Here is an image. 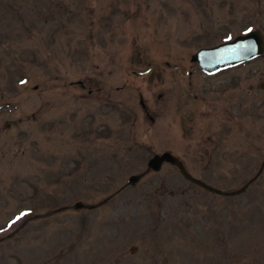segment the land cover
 <instances>
[{
    "label": "rangeland",
    "instance_id": "rangeland-1",
    "mask_svg": "<svg viewBox=\"0 0 264 264\" xmlns=\"http://www.w3.org/2000/svg\"><path fill=\"white\" fill-rule=\"evenodd\" d=\"M249 29L264 0H0V264H264V55L191 62ZM164 152L250 185L166 164L127 186Z\"/></svg>",
    "mask_w": 264,
    "mask_h": 264
},
{
    "label": "water",
    "instance_id": "water-1",
    "mask_svg": "<svg viewBox=\"0 0 264 264\" xmlns=\"http://www.w3.org/2000/svg\"><path fill=\"white\" fill-rule=\"evenodd\" d=\"M264 55V34L261 30H254L244 35H239L234 39L225 41L213 47L202 48L197 51L192 57L191 62L196 63L199 67L208 74H215L223 70L231 69L233 67L242 65L244 63L253 61ZM142 105L145 107L143 99ZM165 164L176 167L180 173L188 181L204 187L210 191L218 194L235 196L243 193L250 184L239 192L224 193L216 190L201 180L193 178L187 171L185 164L171 152H164L162 154H155L147 164V170L139 175H133L129 178L127 186L136 185L141 179L148 175L151 171L155 173L160 172ZM260 173L257 177H259ZM256 177V178H257ZM256 178L254 180H256ZM252 180L251 182H253ZM109 199H106L98 205H87L84 202H77L73 208L75 210H95L105 205Z\"/></svg>",
    "mask_w": 264,
    "mask_h": 264
},
{
    "label": "flooded vegetation",
    "instance_id": "flooded-vegetation-1",
    "mask_svg": "<svg viewBox=\"0 0 264 264\" xmlns=\"http://www.w3.org/2000/svg\"><path fill=\"white\" fill-rule=\"evenodd\" d=\"M228 71V70H227ZM225 72V71H224ZM221 73H223V72H221ZM221 73H218V74H215V75H211V76H217V75H219V74H221ZM225 84H226V88L228 87V88H239V91L241 92V93H243L244 91H245V89H244V86L242 85V81H232V80H229V81H225ZM241 88V89H240ZM249 89L251 90V91H254V90H257V91H260V92H264V83H262V84H259V85H257V87L256 86H254V85H250L249 86ZM227 92H229V93H233L232 91H229V90H227ZM234 93H236V91H234ZM233 93V94H234ZM230 96V95H229ZM231 98V99H230ZM230 98H228V101H229V107H228V112L230 113V115L232 116V117H234V114H239L240 115V117L242 118V121L241 122H243V121H245V123H242L241 124V129L239 130V132H240V134H243V133H245L246 131H247V126H246V124H247V122L249 121V120H247L246 121V119L247 118H251V119H254V112L252 111V110H250L249 108H248V106H246V102H241V103H239V102H237V100L238 101H240L236 96H230ZM237 99L236 100V102L235 101H233L232 99ZM239 98H240V96H239ZM254 106V105H253ZM253 106H252V108H253ZM257 107H259V113L258 112H256V114L258 115V114H261V111L264 109V105L262 104V101H258V103H257ZM249 110V111H248ZM235 118V117H234ZM256 120V119H255ZM232 123H235V121L234 120H232L231 121ZM256 124H258V122H257V120L256 121H254ZM235 125V127H234V129H232V128H220V130H223V131H225L226 132V136L227 135H229L230 133V135H232L233 134V132H234V130L235 129H238V125L235 123L234 124ZM257 147H260V146H257Z\"/></svg>",
    "mask_w": 264,
    "mask_h": 264
},
{
    "label": "snow or ice",
    "instance_id": "snow-or-ice-1",
    "mask_svg": "<svg viewBox=\"0 0 264 264\" xmlns=\"http://www.w3.org/2000/svg\"><path fill=\"white\" fill-rule=\"evenodd\" d=\"M249 31H251V29H249ZM17 219H19V217H17ZM13 223H15V221H13Z\"/></svg>",
    "mask_w": 264,
    "mask_h": 264
}]
</instances>
